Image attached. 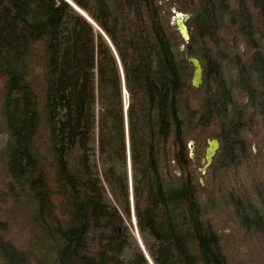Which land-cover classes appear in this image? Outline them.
Returning a JSON list of instances; mask_svg holds the SVG:
<instances>
[{
    "label": "trees",
    "instance_id": "obj_1",
    "mask_svg": "<svg viewBox=\"0 0 264 264\" xmlns=\"http://www.w3.org/2000/svg\"><path fill=\"white\" fill-rule=\"evenodd\" d=\"M194 1L179 53L157 0H70L93 25L63 0H0V264H148L122 216L129 183L152 264H228L188 142L212 122L220 168L248 157L264 119V0ZM186 57L202 66L197 90ZM237 204L241 223L259 220Z\"/></svg>",
    "mask_w": 264,
    "mask_h": 264
},
{
    "label": "rangeland",
    "instance_id": "obj_2",
    "mask_svg": "<svg viewBox=\"0 0 264 264\" xmlns=\"http://www.w3.org/2000/svg\"><path fill=\"white\" fill-rule=\"evenodd\" d=\"M157 3L161 8L162 20L168 33H171L177 40L175 51L181 53L180 46L183 45V42L175 30L172 12L186 15L187 26V22L196 7V2L194 0H157ZM188 29L190 33V28L188 27ZM236 40L240 46L238 53L242 61H245L247 58L245 46L239 36L238 38L236 37ZM261 44L264 50V40ZM28 71L33 89L40 95L43 69L36 58L30 60ZM233 95L237 105L240 106L246 103L247 100L241 91L235 90ZM251 126L252 129L245 137L248 157L241 159L236 167L220 168L214 160L215 155L203 176L200 174L202 169L200 160L204 155L206 140L216 139L217 126L210 122L206 127H198L193 139L189 141L192 142L189 147V153L193 165L192 169L199 184V196L203 201L204 217L211 222L219 235L228 264H264V119L256 117ZM3 133L0 122V146L6 139V135ZM128 160L127 156L129 175ZM174 170L177 171L176 169ZM200 180L202 184L199 183ZM237 202L253 204L259 220L255 221L256 218L251 217L252 223H241L236 214ZM129 206L130 221H127L119 206L118 210L122 214L131 236L135 239L148 264H152L137 232L135 220H133V199L130 183ZM245 217L247 218L248 216ZM254 222H258L257 225ZM8 232L9 238L16 244L21 245L26 242V230L22 227H9ZM130 255L131 251L128 250L124 256L127 258Z\"/></svg>",
    "mask_w": 264,
    "mask_h": 264
},
{
    "label": "water",
    "instance_id": "obj_3",
    "mask_svg": "<svg viewBox=\"0 0 264 264\" xmlns=\"http://www.w3.org/2000/svg\"><path fill=\"white\" fill-rule=\"evenodd\" d=\"M64 1L68 5H70L79 15L86 18V16L81 13L82 11L74 7L69 0H64ZM172 13H173V24L175 30L177 31L178 35L180 36L183 42V45L180 46V50L183 51L185 45L189 41V36H190L189 29L186 26L187 16L182 13H176V12H172ZM87 21L93 25V23L89 19H87ZM186 61L192 70L190 85L193 89H198L202 85V81H203L202 66L199 60L194 57H186ZM188 145L191 146L192 142H188ZM218 149H219V142L217 139L206 140V148L204 150V155L203 158L200 160V163L202 165V169L200 170L201 175H205L206 170L211 165L212 160L215 157ZM199 183L202 184V181L200 180Z\"/></svg>",
    "mask_w": 264,
    "mask_h": 264
},
{
    "label": "bare ground",
    "instance_id": "obj_4",
    "mask_svg": "<svg viewBox=\"0 0 264 264\" xmlns=\"http://www.w3.org/2000/svg\"><path fill=\"white\" fill-rule=\"evenodd\" d=\"M63 1H64V0H63ZM72 5H73V4H72ZM69 6H70V5H69ZM73 6H74V5H73ZM74 7H75V6H74ZM72 9H73V8H72ZM73 10H74V9H73ZM74 11H75V10H74ZM82 14H84V13L82 12ZM84 15H85V14H84ZM80 16H81V15H80ZM85 16H86L87 19H89V18L87 17V15H85ZM83 18H84V17H83ZM86 18H84V19H86ZM87 19H86V20H87ZM89 20H90V19H89ZM202 176H203V175H202Z\"/></svg>",
    "mask_w": 264,
    "mask_h": 264
}]
</instances>
